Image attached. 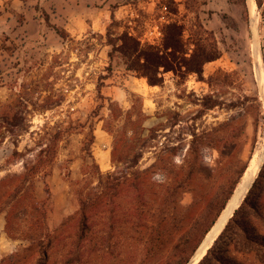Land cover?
Returning a JSON list of instances; mask_svg holds the SVG:
<instances>
[{
  "label": "rangeland",
  "instance_id": "1",
  "mask_svg": "<svg viewBox=\"0 0 264 264\" xmlns=\"http://www.w3.org/2000/svg\"><path fill=\"white\" fill-rule=\"evenodd\" d=\"M259 1L261 5L257 0H112L113 14L101 30L73 37L55 27L67 34L57 32L59 52H33V41L24 46L0 31V264H182L187 257L185 264L192 263L197 249L193 252L180 238L200 237L238 179L233 198L264 144V0ZM41 14L48 20L47 13ZM169 23L184 28L187 58L195 43L208 51L217 44L220 56L203 65L202 76L182 65L181 71L162 72V80L151 85L127 68V63L138 64L113 45L132 44L127 41L132 36L142 45L161 46ZM133 105L148 115L144 126L155 128L145 146L138 136L127 140L128 147H146L137 167L147 168L158 159L152 185L148 182L151 210L174 217L186 213L178 225L181 231L169 233L168 247L161 251L149 231L129 223L133 187L124 196L111 195L110 208L94 213L92 227L80 224V193L96 184L85 174L86 164L94 157L103 173L124 167L112 163L113 136L104 130L105 121L113 112L119 116L114 130L130 135L125 113ZM178 176L188 185L174 196L171 187ZM27 178L35 182L39 199L49 193L47 225L54 241L43 258L28 241L5 232L4 202L17 182ZM251 184L236 208L237 222L230 223L203 264H263L258 243L264 242V162ZM160 193L167 196L162 208L156 204ZM249 202L260 207L262 217ZM28 226L21 223L18 237Z\"/></svg>",
  "mask_w": 264,
  "mask_h": 264
},
{
  "label": "trees",
  "instance_id": "2",
  "mask_svg": "<svg viewBox=\"0 0 264 264\" xmlns=\"http://www.w3.org/2000/svg\"><path fill=\"white\" fill-rule=\"evenodd\" d=\"M258 5H261L260 1L257 0ZM57 32L64 37L66 33ZM132 41V44L128 42L117 49L113 45L114 50L120 51L127 60L134 59V62L138 64V67L130 65L127 63V68L129 70H135L141 74V76L147 78L151 85L158 84L162 77L160 76L162 72L168 71H181V66L184 65L189 73H195L198 76L203 75V65L208 62L217 59L220 56V51L217 44H214L212 48L208 51L206 48H199L198 44L195 43V48L190 57H186L188 52H186V41L184 39V28L178 23H169L166 25V29L163 31V43L162 45L145 44L142 45L140 41L136 40L132 36H127V41ZM183 54V56H181ZM111 58L113 54L111 53ZM163 70V71H162ZM139 98V97H138ZM112 111V109H111ZM126 120L130 123V135L126 131H120L114 128L119 120V116L114 114L105 121L103 126L104 130L113 136V143L111 147V160L112 163L117 166L118 164H123V168H118L115 172L103 173L100 170L99 164L92 157V164H86L85 174L94 179L96 184L89 187L86 191H82L80 194V210L81 215L80 224L84 227H92L93 222L92 217L94 213L98 211L106 212L110 208L111 199L110 196L121 197L127 194L128 188L133 187L134 194L132 201L129 205L130 210H132L129 223L133 224L136 228L142 225L141 231H149V238H155L159 242L157 243L156 251L164 250L168 247V235L169 233L179 234L182 227L178 225L183 221V217L186 213H181L180 217H174V215H166L164 212L159 214L153 213L151 207L153 203L149 199V194L151 193L150 174L156 168L159 167L158 159L149 167L141 169L137 167L141 158L144 155V148L146 147H128L129 142L138 136L142 141V146L147 145V143L154 138V129L146 128L144 123L146 122L148 115L143 111L142 108L133 105V107L125 113ZM134 118V119H133ZM147 130L146 135L143 132ZM94 136V135H93ZM131 170V171H130ZM36 170L31 171L35 174ZM262 174H260L261 176ZM242 174H240V177ZM238 179L234 181L232 185L228 188V191L224 198L220 201L214 216L211 218L208 224L202 229L200 237L195 238L192 236L181 237L180 240L185 243L192 245L193 252L199 247L206 234L212 228L221 212L224 210L226 205L229 203L231 196L236 188ZM151 184V182H150ZM152 185V184H151ZM188 185V180L182 179L178 176L177 179L172 183V191L175 196L179 191H184L185 186ZM195 195H198L195 188H191ZM167 192V191H166ZM49 196V193L47 194ZM39 199L36 195L35 182L27 178L26 180H19L14 186L13 195L4 202L5 208L1 211L5 212V232L12 238H22L30 243L31 246L38 249L40 257L47 256L46 246L52 244L54 241V235L50 231L47 225V215H48V200ZM160 199L158 203L159 207H165L167 203L166 193H160ZM249 197H246L244 202L248 203ZM176 201V199H174ZM250 203V202H249ZM250 207L257 215L262 217L260 207L256 203H250ZM195 204L187 210V213L194 208ZM122 208L121 205H118ZM239 209H237L230 219L229 223L225 229L220 233L214 242L213 246L207 251V254L200 260L198 264H203L207 257L213 252L214 246L218 243L221 236L230 225ZM170 217L173 222L170 224ZM26 222L29 226L27 231H22L20 237L17 235V230L20 229L21 223ZM176 224V225H175ZM174 225V226H173ZM175 228V229H174ZM172 230V232H170ZM264 251V242L258 243ZM178 245L175 246V249ZM147 252H151V248H146ZM183 250H180V252ZM189 261V257L185 259L182 264ZM264 264V255L260 260Z\"/></svg>",
  "mask_w": 264,
  "mask_h": 264
},
{
  "label": "crops",
  "instance_id": "3",
  "mask_svg": "<svg viewBox=\"0 0 264 264\" xmlns=\"http://www.w3.org/2000/svg\"><path fill=\"white\" fill-rule=\"evenodd\" d=\"M111 3L112 0H0V31L25 42L24 46L33 41V52H59L61 37L55 27L73 37H80L89 29L101 30L113 14ZM42 12L48 14V20ZM3 221L1 216L0 224Z\"/></svg>",
  "mask_w": 264,
  "mask_h": 264
},
{
  "label": "bare ground",
  "instance_id": "4",
  "mask_svg": "<svg viewBox=\"0 0 264 264\" xmlns=\"http://www.w3.org/2000/svg\"><path fill=\"white\" fill-rule=\"evenodd\" d=\"M250 2V0H249ZM256 8V3L252 2V9L254 10ZM253 13V12H252ZM254 15V14H253ZM255 31V30H254ZM259 66V63H258ZM261 68V67H260ZM260 71V70H259ZM262 82L264 85V74L262 71ZM264 143V142H263ZM264 162V144L261 145L255 152L253 158L251 159V162L249 164V167L247 168L241 183L235 192L233 198L230 200V202L227 204L226 209L219 219L217 225L214 227V229L210 232V238L207 242L203 243L201 246V249L197 253L196 257L192 261L191 264H197L207 253L208 249L213 245L215 239L219 236L223 228L225 227L228 219L232 217L234 210L240 205L242 200L244 199L250 184L252 181L256 178L257 174L259 173L261 166Z\"/></svg>",
  "mask_w": 264,
  "mask_h": 264
},
{
  "label": "water",
  "instance_id": "5",
  "mask_svg": "<svg viewBox=\"0 0 264 264\" xmlns=\"http://www.w3.org/2000/svg\"><path fill=\"white\" fill-rule=\"evenodd\" d=\"M257 176H258V174H257ZM257 176H256V178H257ZM254 181H255V179L253 180V182H254ZM253 182H252V183H253ZM251 185H252V184H251ZM250 187H251V186H250ZM218 221H219V217H218V219L216 220V222L214 223V225L212 226V228L215 227V226L217 225ZM212 228L209 230V232L206 234L205 238L203 239V241L201 242V244H200L199 247L197 248L196 253L199 252V250L201 249V246L203 245V243H205V242H207V241L209 240L210 235H208V234L212 231ZM224 228H225V227H224ZM223 230H224V229H223ZM221 232H222V231H221ZM215 241H216V239H215ZM215 241H214V242H215ZM213 244H214V243H213ZM212 246H213V245H212ZM206 254H207V253H206ZM206 254H205V255H206ZM196 255H197V254H194V256H193V258L191 259V261L196 257ZM205 255H204V256H205ZM191 261H190V262H191ZM190 262H189V263H190ZM199 262H200V261H199ZM199 262H198V263H199ZM198 263H197V264H198Z\"/></svg>",
  "mask_w": 264,
  "mask_h": 264
}]
</instances>
